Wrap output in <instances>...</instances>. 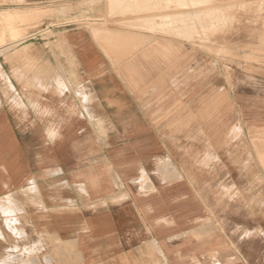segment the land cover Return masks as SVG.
I'll return each instance as SVG.
<instances>
[{
	"label": "crops",
	"instance_id": "crops-1",
	"mask_svg": "<svg viewBox=\"0 0 264 264\" xmlns=\"http://www.w3.org/2000/svg\"><path fill=\"white\" fill-rule=\"evenodd\" d=\"M57 2L61 6H73V10L67 9V13L57 14L55 18L44 15L41 19L42 22H56L57 26L50 31H53V41H57L58 47L53 45L50 48L45 41H32L26 43L23 55L18 54L12 59L0 55V219L14 237L11 246L16 250L18 241L26 239L28 242V237L37 236V242L53 241V249L45 245L50 253L45 259L42 256L41 264H157V197L164 196L168 187L163 185L170 183L165 182L160 174L161 181H158L157 168L161 161L157 163V157H163L165 162L169 156L172 163V155L181 154L179 151L164 153L161 141L193 138L168 136L163 125L187 122L179 119L183 113L187 118H196L191 123L209 125L212 122L209 119L212 100H228V104L217 105L221 109H231L228 113L232 119L223 122L264 123V106L258 105L256 86V77L262 75L264 69L258 72L257 67H262L252 62L246 67L225 68L220 65V57L217 66H210L208 52L173 37V42L181 45V52H185V67L157 66L160 60L151 53L157 39L164 41L168 37L120 24L124 21L129 25L136 24L134 19L142 16L122 14L126 6L132 10L138 8L136 0H122L114 14H111L107 0H22L12 10L40 14L48 12ZM80 20H91L95 25L88 28ZM112 22L120 26L112 25ZM93 27L100 30V37L95 35ZM233 28L239 27L234 25ZM112 31L123 32L127 37L125 44L115 43L118 49L106 44L114 43L108 40ZM230 34L223 35V41L219 42H257L241 34ZM24 59L27 64L37 62L43 69L52 67L55 76L74 84H89L88 93L94 100L86 107L94 117L80 102L84 112H80L79 118L74 115L77 123L86 119L98 132L100 123L119 125L121 130L108 133L107 140L139 142L137 146L129 142L123 144L116 149L117 154L107 153L100 158L97 171L91 164L83 178L75 165L73 198L65 197L64 188L58 187L56 198L50 193L44 194L38 176L34 175L33 133L28 129L21 131V117L8 108V104L21 106L20 102L26 106L19 92L31 91L23 87L27 86L33 72L26 73L25 85H22L23 81L19 83L23 78L18 60ZM232 59L242 63L241 58ZM88 93L81 90L80 95L85 97ZM24 98L32 108L40 109L39 101L35 105L30 96ZM91 109H95L94 112ZM57 135L55 128L45 130V138L53 139ZM80 139L74 138L75 143ZM141 141L157 142L150 147L142 146ZM179 163L172 164L176 165L177 171L174 172L180 173V177L189 165ZM57 165L54 163L50 171L59 176L62 169ZM107 165L112 168L111 181L100 174ZM181 182L176 179L170 184L177 185V189L179 184L181 191ZM172 221V228L181 224L179 217L172 218ZM4 243L6 238L0 224V244L5 246ZM27 248H32L27 251L34 254L33 239ZM4 253H7L1 258L4 262L17 255H10L7 249ZM28 261L37 264L34 257Z\"/></svg>",
	"mask_w": 264,
	"mask_h": 264
},
{
	"label": "rangeland",
	"instance_id": "rangeland-1",
	"mask_svg": "<svg viewBox=\"0 0 264 264\" xmlns=\"http://www.w3.org/2000/svg\"><path fill=\"white\" fill-rule=\"evenodd\" d=\"M20 2L22 0H0V47L4 46L0 55L11 59L18 54L23 55L26 43L32 41H45V45L50 48L53 45L58 47L57 41H53L54 33L50 31L57 26L56 22H42L41 18L44 15L55 18L57 14L67 13V9L73 10V6H61L60 2H57L50 6L48 12L40 14L12 10V7ZM107 2L111 14H114L117 13L122 0ZM136 3L139 4L137 10L126 6L122 11L123 15H142L134 19L136 24L129 25L125 21L120 24L122 27H135L140 31L168 37L164 38V41L157 39L151 53L153 56L157 55V60H160L157 61V66L166 64L176 68L185 67V52H181V45L173 42V37L188 41L193 44H190L191 46L208 52L211 56L210 66H217V58L220 57V65L225 68L246 67L248 62H252L262 67L256 66L258 72L264 69V0H136ZM214 6L219 7L212 8ZM183 12L185 14L180 16ZM10 13L20 16L11 22L5 21V15ZM69 21L71 20L65 22ZM80 23L88 28L95 25L91 20H80ZM111 24L120 26L117 22ZM234 25L239 28H233ZM9 26L17 39L11 37ZM93 31L97 37L101 36L96 27H93ZM118 32L112 31L109 34L108 40L114 43L107 42V45L116 48L117 45L127 42L124 33ZM228 34H241L257 42L220 43L219 40L224 39L223 35ZM233 57L241 58L242 63L233 61ZM18 65L22 71L21 79L23 78L19 83L24 80L26 73L33 72V77L27 86L23 87L31 91L19 92L26 106L20 102L22 107L8 104V108L21 117V131L28 129L33 133L36 152L34 175L38 176L45 195L50 193L56 198L58 187L64 188L65 197L73 198L75 165L81 170L83 178L89 165L94 164L93 169L97 171L98 165H101L100 158L107 153L117 154L116 149L127 142L132 146L138 145L136 140L106 139L108 133L121 130L119 125L100 123L99 133L86 119L82 118L78 123L74 120L75 114L79 118L80 112H84L80 102L90 113L86 104L89 105L94 99L89 95H80L81 90L87 93L90 91L89 84H74L64 77L55 76L52 67L43 69L37 62L27 64L26 59L18 60ZM261 73L262 75L256 77L257 101L259 106H264V72ZM42 82L44 85L47 83L46 86ZM22 85H25V81ZM26 96H30L35 105L36 101H39L40 109L32 108L25 100ZM228 103V100L210 102L212 106L209 119L212 122L209 125L191 123L196 118H187L184 113L179 119L187 122L163 125L168 136L182 135L193 138H170L161 141L164 153H181L172 155V163L180 162L182 165L187 162L189 166L181 172L182 177H179L180 173L174 172L177 167L170 163L169 156L165 162L163 157H157V163L161 161L157 168L158 181H161V175L165 182L171 183L181 179L183 187L180 191L179 184L177 189V185L166 183L163 186H167L168 190L163 197L161 194L157 197V264H264V123L242 125L223 122L232 119L228 113L231 109H221L217 105ZM186 127L193 129L186 130ZM47 128L57 129L58 135L53 139L45 138ZM76 137L81 138L80 142L75 143ZM156 142L141 141V145L153 147ZM54 163H58L57 166L60 165L62 169L59 176L50 171ZM102 169L100 174L111 181L112 168L107 165ZM174 217H179L181 224L172 228ZM0 224L6 238L5 246L0 244L1 264H29V258L33 257L37 264H41L42 256L44 255L45 259V255L50 253L45 245L53 249L52 240L37 242L38 237L34 236L28 237V242L21 239L17 244L14 243L18 246L16 250L11 246L14 237L10 235L1 219ZM32 239L35 251L34 254H29L27 249L32 248H27V245L32 243ZM35 245H38V248H35ZM11 248L13 251L9 252ZM4 249H7L10 255L17 254L16 257H9V262L2 261L7 254Z\"/></svg>",
	"mask_w": 264,
	"mask_h": 264
},
{
	"label": "bare ground",
	"instance_id": "bare-ground-1",
	"mask_svg": "<svg viewBox=\"0 0 264 264\" xmlns=\"http://www.w3.org/2000/svg\"><path fill=\"white\" fill-rule=\"evenodd\" d=\"M120 1H121V0H120ZM215 1H216V0H215ZM111 2H112V1H111ZM198 3H200V2H198ZM163 6H164V5H163ZM202 6H204V5H202ZM219 6H220V5H219ZM219 6H214V7H212V8H218ZM112 7H113V5H112ZM184 7H185V6H184ZM201 9L204 10V9H206V8H202V7H201ZM208 9H209V8H208ZM179 13H180V12H179ZM183 14H185V13L183 12L182 14H180V16H182ZM160 15H161V14H160ZM18 16H20V15L17 14V13H15V14H11V13H10V14H8V15H5V21H10V22H11V21H13L14 18H17ZM181 19H184V18L181 17ZM97 21H98V20H97ZM99 21H101V20H99ZM104 24H105V23H104ZM105 25H106V24H105ZM10 27H11V26H9L8 29H9V32H10V34H11V37H12V38H16V37H14L15 35L13 34V29H10ZM95 32H96V31H95ZM116 32H117V31H116ZM119 32H120V31H119ZM119 32H118V33H119ZM95 35H96V34H95ZM27 36H28V35H27ZM24 37H25V36H24ZM2 38H3V36H2ZM12 38H11V39H12ZM21 38H22V37H21ZM3 39H4V38H3ZM16 39H17V38H16ZM21 40H22V39H21ZM16 41H18V40H16ZM19 41H20V40H19ZM10 42H11V41H10ZM11 43H12V42H11ZM12 44H13V43H12ZM0 46H1V45H0ZM3 47H4V46H3ZM3 47H0V50H2ZM8 47H9V46H8ZM88 95H89V93H88ZM89 97L91 98L90 95H89Z\"/></svg>",
	"mask_w": 264,
	"mask_h": 264
}]
</instances>
